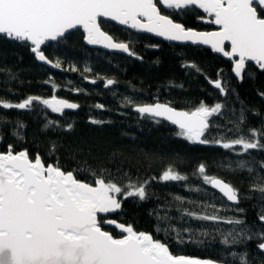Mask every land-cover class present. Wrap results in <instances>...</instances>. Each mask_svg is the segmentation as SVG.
<instances>
[{"label":"trees","instance_id":"trees-1","mask_svg":"<svg viewBox=\"0 0 264 264\" xmlns=\"http://www.w3.org/2000/svg\"><path fill=\"white\" fill-rule=\"evenodd\" d=\"M161 10L185 28L198 31L217 28L206 19H200L207 18L206 14L195 7L189 10L161 7ZM101 28L118 41L128 43L142 59L88 47L79 29L71 31L63 40L47 42L42 47L48 59L61 64L60 70H52L36 61L29 43L0 38V100L17 103L29 96L51 98L56 95L79 105L74 110L64 109L63 113H53L38 102H33L28 110L0 108V152L7 151L11 144L14 151L27 150L32 158L39 154L45 165L58 163L63 170L74 171L77 178L89 183L94 182L89 169L97 174L103 172L106 179L122 187L147 181L146 200L118 196L122 201L121 209L101 216L151 233L167 244L174 255L200 259L227 256L231 260L230 251L248 252L251 264H262L264 255L257 248L258 239L225 249L219 243L218 230L226 232L231 225L181 217V212L187 209L212 214L213 209L207 205L214 204L220 209L219 215L244 219L253 232L261 230L257 217L264 207V199L251 189L255 183L264 184V179H258L264 177V168H261L264 150L254 149L237 155L242 152L240 146L225 150L216 144H192L177 136L178 128L172 124L161 120L157 123V119L141 116L132 108L160 101L192 111L201 102L209 107L219 102L224 105L222 115L211 118L212 126L205 138L212 141L247 137L250 129L264 128V96L260 95L264 93V70L247 63L240 79L232 72V60L208 48L166 42L104 20H101ZM186 64H195L200 71L184 67ZM73 67L76 71L71 70ZM85 68L90 71L85 72ZM107 79L116 83L106 88ZM217 79L226 87V95H220L209 83ZM52 84L57 85L55 91ZM77 88L83 91H74ZM96 104L103 107L96 108ZM49 120L56 123L46 128ZM91 120L103 123L93 124ZM18 124L24 127L18 128ZM68 124L72 125L71 129H67ZM14 132H19L22 138L14 136ZM240 160L246 161L253 171L238 168ZM200 164L205 165L207 175L238 190V205L203 183L197 172ZM170 168L187 180L160 181L159 177ZM195 188L200 191L190 190ZM176 196L184 199L182 205L174 199ZM237 207L244 212H237ZM156 213L161 216L167 213L171 217L160 226L165 228L170 223L179 229L184 243H177L174 232L166 235L164 231H156ZM103 228L115 236L120 235L115 227L104 224ZM184 229L191 231L184 232ZM202 232L209 235L202 236Z\"/></svg>","mask_w":264,"mask_h":264},{"label":"snow or ice","instance_id":"snow-or-ice-1","mask_svg":"<svg viewBox=\"0 0 264 264\" xmlns=\"http://www.w3.org/2000/svg\"><path fill=\"white\" fill-rule=\"evenodd\" d=\"M159 6L167 10L201 9L207 18H199L206 19L207 23L217 28L210 32L185 28L170 15L163 14ZM100 18L138 32L152 33L168 41L208 45L213 52L222 53L232 60V71L240 79L243 78L246 62H254L264 70V0H0V38L30 43L36 60L53 68H60L61 64L50 61L42 51V45L63 40L72 30L79 29L83 30L84 40L89 45H101L105 49L142 59L128 43L118 41L103 31ZM227 45H230V50H226ZM184 67L200 71L195 64ZM71 70L76 71L74 67ZM84 71L90 69L85 68ZM90 83L95 84L96 80H90ZM115 83V80L107 79L104 86L107 88ZM209 83L219 90L220 95L227 94L221 80H209ZM56 87L52 84L54 91ZM74 91L82 92L83 89ZM260 95L264 96V93ZM33 102L42 104L53 113L79 107L77 103L53 95L51 98L29 96L17 103L0 100V108L28 110ZM95 107L102 108L103 105L96 104ZM223 107L219 102L210 107L201 102L194 111L188 112L156 103L137 105L134 111L141 116L162 117L170 121L178 128L176 135L192 144H216L225 150L240 146L242 152L237 155L254 149L264 150V128L250 129L247 137L241 135L231 140L210 141L205 138L206 131L212 126L211 118L222 115ZM243 120L241 112L240 121ZM90 122L103 123L98 120ZM156 122L159 123V120ZM54 123L49 120L45 127ZM23 127V124H18V128ZM71 128L72 125L68 124L67 129ZM13 135L22 138L19 132ZM237 167L247 168L249 173L253 171L244 160L238 161ZM261 168H264V163ZM197 172L204 184L238 205V190L234 186L207 175L204 164L198 166ZM89 173L94 177L92 183L77 178L74 171L63 170L58 163L45 165L39 154L32 158L27 150L14 151L11 144L7 151L0 152V264H235L236 261L238 264H251L248 252L230 251L231 260L227 256L200 259L174 255L167 244L151 233L137 231L131 224L105 219L100 214L121 209L122 201L118 196L146 200L148 192L145 185L148 182L139 185L129 183L122 187L112 179H106L103 172L97 174L89 169ZM159 180L186 181L187 177L170 168L163 172ZM190 190L200 191L199 188ZM251 191L259 192L264 199V184L255 183ZM174 199L180 205L184 203L180 196ZM207 207L213 209L212 214H198L184 209L181 217L231 225L232 228L226 232L218 230L221 236L219 243L225 249L258 239L257 248L264 255V207H261L257 217L262 228L256 232L244 219L223 217L214 204ZM235 210L244 212L239 207ZM170 219L167 213L163 216L156 213V231H164L166 235L174 232L177 243H184L179 229L170 223L165 228L160 226V223H168ZM104 224L114 225L120 235L104 230ZM200 235L208 236L209 233L202 232Z\"/></svg>","mask_w":264,"mask_h":264},{"label":"water","instance_id":"water-1","mask_svg":"<svg viewBox=\"0 0 264 264\" xmlns=\"http://www.w3.org/2000/svg\"><path fill=\"white\" fill-rule=\"evenodd\" d=\"M162 8H163V6H161ZM198 9V8H197ZM199 10H201V9H199ZM202 11V10H201ZM203 12V11H202ZM171 18V17H170ZM101 20H104V21H108V22H112V23H114V24H116V25H118V26H121V27H126V28H128L127 26H125V25H119L118 23H116L115 21H110V20H107V19H105V18H100ZM178 23V22H177ZM130 29V28H129ZM82 32H83V30L82 29H80ZM103 30V29H102ZM132 30H134V31H136L137 33H142V34H147V35H149V36H152V37H154V38H157V39H160V40H163V41H166V42H171V43H176V44H180V45H184V44H190V45H193V46H202V47H204V48H208V49H210V50H212L211 49V47L210 46H208V45H201V44H192L190 41H187V42H185V41H168V40H165L164 38H162V37H157V36H155L154 34H152V33H145V32H138L137 30H135V29H132ZM194 30V29H193ZM214 30H216V29H214ZM214 30H209V31H200V32H210V31H214ZM73 31V30H72ZM104 31V30H103ZM195 31H198V30H195ZM110 35V34H109ZM49 42H54V41H49ZM83 42H84V44L86 45V46H88V47H93V48H99V49H102V50H105V51H108V52H112V53H120V54H124V55H127V54H125V53H121V52H118V51H115V50H109V49H105V48H103L101 45H89V44H87L86 43V41L84 40V38H83ZM47 43V42H46ZM30 44V43H29ZM44 45H42V47H43ZM227 47H228V49H227ZM227 47H226V50H230V45H227ZM216 53V52H215ZM34 54V53H33ZM216 54H218V55H220V56H222L223 58H225V59H229V58H227V57H225V56H223V54L222 53H216ZM34 57H35V55H34ZM36 59V58H35ZM50 60V59H49ZM38 63H40V64H42V65H44L45 67H47V68H49V69H52V70H60L61 68H53L50 64H45V63H43V62H41V61H38V60H36ZM51 61V60H50ZM53 62V61H52ZM247 63H253V64H255L254 62H246V64ZM233 72V71H232ZM234 74V73H233ZM243 74V73H242ZM235 75V74H234ZM58 99H64V98H60V97H57ZM64 100H66V99H64ZM68 102H72V101H69V100H67ZM72 103H74V102H72ZM156 103H161V104H168L167 102H160V101H157V102H154V103H149L148 105H153V104H156ZM141 105H145V104H141ZM169 106H171L170 104H168ZM135 106H137V105H135ZM135 106H133V108H132V111L133 112H136V111H134V108H135ZM172 107V106H171ZM172 108H174V107H172ZM174 109H176V110H178V111H186V110H182V109H177V108H174ZM192 111H194V110H192ZM188 112H190V111H188ZM137 113V112H136ZM145 116H147V115H145ZM149 117V116H148ZM154 119H157V120H161V121H165V122H168V123H170L171 124V122L170 121H167V120H164L162 117H157V118H154ZM173 125V124H172ZM174 127H176L177 128V126L176 125H173ZM216 192H218V190H216V189H214ZM219 193V192H218ZM220 194V193H219ZM222 195V194H221ZM230 203H232V202H230ZM100 215H102V214H100ZM108 225V224H107ZM108 226H110V227H115L114 225H108ZM118 230V229H117ZM118 232H119V230H118ZM120 233V232H119Z\"/></svg>","mask_w":264,"mask_h":264},{"label":"flooded vegetation","instance_id":"flooded-vegetation-1","mask_svg":"<svg viewBox=\"0 0 264 264\" xmlns=\"http://www.w3.org/2000/svg\"><path fill=\"white\" fill-rule=\"evenodd\" d=\"M102 215H104V214H102Z\"/></svg>","mask_w":264,"mask_h":264}]
</instances>
